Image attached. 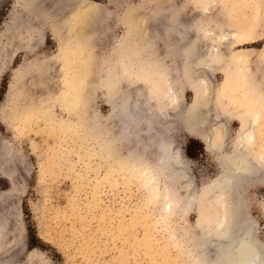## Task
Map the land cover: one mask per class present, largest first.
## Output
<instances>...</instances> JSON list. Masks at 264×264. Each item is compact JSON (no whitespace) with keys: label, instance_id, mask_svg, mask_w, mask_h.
<instances>
[{"label":"rangeland","instance_id":"rangeland-1","mask_svg":"<svg viewBox=\"0 0 264 264\" xmlns=\"http://www.w3.org/2000/svg\"><path fill=\"white\" fill-rule=\"evenodd\" d=\"M3 82L0 264H227L213 197L239 102L264 94V0H0ZM118 92L141 105L132 123ZM197 120L219 149L192 134ZM156 134L182 164L157 161ZM236 185L227 203L264 255V170Z\"/></svg>","mask_w":264,"mask_h":264},{"label":"bare ground","instance_id":"bare-ground-1","mask_svg":"<svg viewBox=\"0 0 264 264\" xmlns=\"http://www.w3.org/2000/svg\"><path fill=\"white\" fill-rule=\"evenodd\" d=\"M252 39L254 38H252L250 34H243L241 35L240 40L247 43ZM244 55L245 54L240 53L234 56V60L236 64L240 63L242 61V58L246 60L247 57L245 58ZM240 68L241 66H238L236 68L237 70L235 69L237 73L240 71ZM245 80H246L245 89L247 90L251 89L250 86L251 82L249 81V79H245ZM127 84L130 85V81ZM170 90H172V88ZM117 94H118L117 96L118 109L126 114L127 119L129 120L127 122L132 123L135 114L139 112L141 108L140 103L138 101H135L136 99L132 100L131 95L126 100L125 97H127V95L124 96L120 92H118ZM162 97L164 99H169L172 102H174L175 100L174 99L175 96L173 92H171V94L169 93V95L168 94L166 95V93H164ZM195 103L196 105L198 104L197 102ZM239 104L242 105L243 108L238 117L241 123V132L237 138L238 142L235 148V150H237L236 151L237 153L233 157L229 158L223 164L221 163L223 168L226 169L227 171L226 173L222 174L219 178H217L216 183H218L219 185L217 187L219 191L213 197L214 200L221 201V205L223 208L222 216L226 217L224 221L219 222V224L222 225L223 229L220 230L219 232L220 234L217 239L225 252L227 264H264V255L253 244L248 227L242 225L240 223L241 221H239L240 218L238 219L239 217L238 216L239 211L237 212L238 207L236 208V206H234L233 204L227 203L228 198H230V194L232 193L233 189L237 186L236 179L239 180L243 178H249L257 171H260L262 169L264 170V147H260L262 152L258 154L254 153L255 151L253 152L251 150V145L255 140L257 127H259L260 118L264 113V94L262 92L251 93L250 95L245 97L244 102H239ZM203 127L204 125L201 121L199 120L195 121L194 125L191 128L192 134L204 143L205 148L207 150L213 151L219 149L222 140L221 132L218 129H216L211 134L207 135L203 132L204 129ZM124 130L127 131L128 134L127 136L130 139V136L132 134H131V130L129 129V125L125 127ZM155 136H157V138L154 139L155 141L153 140L154 141L153 143L155 146L154 148L158 153L157 161L161 164L169 161L182 164L179 150L176 148L171 149L170 145L163 140L161 135L156 134ZM129 151L130 150H128L127 153L129 158L128 161L134 166L136 164L135 162L136 160L133 157H131L132 153L129 154ZM119 158L121 157L117 155L116 161L118 163V166L122 167L124 163ZM143 165H144V169H147L148 166H146L145 164ZM170 202L171 199H168L166 205H169Z\"/></svg>","mask_w":264,"mask_h":264},{"label":"trees","instance_id":"trees-1","mask_svg":"<svg viewBox=\"0 0 264 264\" xmlns=\"http://www.w3.org/2000/svg\"><path fill=\"white\" fill-rule=\"evenodd\" d=\"M5 82H3L2 84V87L0 88V99H1V94L3 93L4 89H5ZM192 146H196L194 148H198L199 150L201 149V143L197 140H190L189 141V144L187 146V154L190 156V157H195L196 154H193L191 152V148ZM28 240H29V245L31 247H35V246H38V243H39V240L38 238L36 237L35 233H34V230L31 226H28Z\"/></svg>","mask_w":264,"mask_h":264}]
</instances>
